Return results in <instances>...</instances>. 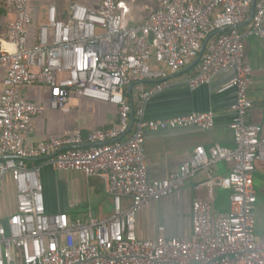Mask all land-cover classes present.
<instances>
[{"label": "built area", "instance_id": "2783aa9c", "mask_svg": "<svg viewBox=\"0 0 264 264\" xmlns=\"http://www.w3.org/2000/svg\"><path fill=\"white\" fill-rule=\"evenodd\" d=\"M252 2L155 0L135 24L130 22L132 0H101L98 7L73 1L65 18L50 3L47 19L32 39V1L0 0V155H10L0 160V195L10 174L17 201V210L7 219L0 207V264H264V237L257 234L255 215V171L257 162L264 161V121L246 119L253 106L249 92L254 77L238 29L250 16ZM221 27L229 30L217 32ZM250 27L264 38V0L255 1ZM208 36L187 83L195 88L233 72L217 90L236 92L231 106L235 146L199 145L178 171L151 178L145 132L211 129L215 112L145 119L140 107L134 130L127 134L134 111L128 87L138 84L139 102L144 104L166 86L171 72L186 69L198 58ZM145 80L152 83L145 87ZM25 86L46 88L48 101L29 99ZM75 97L116 105L117 121L94 127L86 136L70 129L37 144L26 142L37 115L48 106L64 110ZM43 157L58 170L102 177L113 213L82 219L48 212L41 165L29 162ZM221 160L234 164L226 176L210 174L199 183L207 194L192 202L189 235L167 236L163 225L155 238L137 235L136 215L145 204L180 189L200 170L210 172ZM216 188L230 190L227 211L214 213Z\"/></svg>", "mask_w": 264, "mask_h": 264}, {"label": "crops", "instance_id": "0c3cea01", "mask_svg": "<svg viewBox=\"0 0 264 264\" xmlns=\"http://www.w3.org/2000/svg\"><path fill=\"white\" fill-rule=\"evenodd\" d=\"M35 23L31 28L32 39L37 35V26L47 19L50 3H55L60 16L68 14L69 5L73 1H81L98 7L101 0H31ZM130 15L132 24L142 21L153 6L155 0H132ZM245 47V58L253 67L254 83L249 95L253 106L247 114L248 122L264 121V38L251 31L250 22L240 25ZM191 68V67H190ZM189 69V68H188ZM187 69L171 72L166 86L152 94L141 104L138 98V84L131 91L134 107L131 113V124L127 134L134 130L138 121L135 111L142 107L145 119L164 118L192 111L213 110L215 123L211 129L198 126L178 127L145 132V152L148 174L151 178H163L179 170L182 163L190 159L194 149L199 145L209 148L220 144L234 147L231 106L236 99L234 89L218 91L233 74L226 71L215 76L209 83L191 88L187 79L191 73ZM148 87L149 83H143ZM24 94L31 100L47 102L49 92L44 87L25 86ZM118 119L116 105L86 98H72L64 110L46 109L34 118V130L26 134V142L30 145L51 136L60 135L70 129H80L86 136L98 126H110ZM41 165V179L44 185L48 212H66L72 218L88 219L91 215L100 219L113 213V199L106 189V183L100 176L86 178L76 170L61 171L51 163V159H38ZM234 162L221 160L213 164L210 172L200 170L191 176L183 187L173 193L152 199L145 204L136 215L137 235L143 239L155 238L159 235V226L165 227L167 236H186L192 230V202L198 196H205L207 189L199 186L211 174L215 178L226 176ZM257 200L255 203L256 231L264 237V161H258L255 171ZM226 195V196H225ZM229 189L216 188L213 200L214 213L229 209ZM125 198L124 204H129ZM217 203H219L217 205ZM1 213L4 219L9 218L17 210L16 186L10 174L3 181L0 195Z\"/></svg>", "mask_w": 264, "mask_h": 264}, {"label": "water", "instance_id": "95a60500", "mask_svg": "<svg viewBox=\"0 0 264 264\" xmlns=\"http://www.w3.org/2000/svg\"><path fill=\"white\" fill-rule=\"evenodd\" d=\"M255 1H256V0H253V2H252V8H251L250 16H249L248 19H247L246 21H244L242 24H247V23H249V22L252 20V16H253V13H254V10H255ZM226 28H227V27H221V28H219V29L217 30V32H220V31H222V30H224V29H226ZM210 36H211V35H210ZM210 36H208V37L203 41L202 50H201V52H200L198 58H196V59L191 63V65L188 66L186 69L192 67V66L198 61V59L200 58V56H201L203 50L205 49V46H206V44H207V42H208ZM134 84H135V83H132V84L129 86V90H130V91H131V88H132V86H133ZM132 114H133V109H132ZM8 156H10V155H0V159L6 158V157H8ZM48 156H50V155H48Z\"/></svg>", "mask_w": 264, "mask_h": 264}, {"label": "trees", "instance_id": "16d2710c", "mask_svg": "<svg viewBox=\"0 0 264 264\" xmlns=\"http://www.w3.org/2000/svg\"><path fill=\"white\" fill-rule=\"evenodd\" d=\"M63 18H65V16ZM238 29L240 30V26H238ZM228 30L229 29H226L225 31H228ZM194 71H195V65L192 66L191 68L187 69L186 71H184V73H191L192 74V73H194ZM143 83L151 84L152 81L151 80H145V81H143ZM0 160H2V159H0ZM29 162H30V164L39 163V160L38 159H30Z\"/></svg>", "mask_w": 264, "mask_h": 264}, {"label": "rangeland", "instance_id": "374dc122", "mask_svg": "<svg viewBox=\"0 0 264 264\" xmlns=\"http://www.w3.org/2000/svg\"><path fill=\"white\" fill-rule=\"evenodd\" d=\"M257 182H258V181H256V182H255V184H256V185H258V183H257ZM225 196H226V195H225ZM218 204H219V203H217V205H218ZM257 234H258V233H257Z\"/></svg>", "mask_w": 264, "mask_h": 264}]
</instances>
